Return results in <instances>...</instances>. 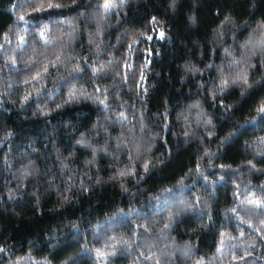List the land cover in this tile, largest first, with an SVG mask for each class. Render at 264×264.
I'll return each mask as SVG.
<instances>
[{
    "label": "trees",
    "instance_id": "trees-1",
    "mask_svg": "<svg viewBox=\"0 0 264 264\" xmlns=\"http://www.w3.org/2000/svg\"><path fill=\"white\" fill-rule=\"evenodd\" d=\"M260 23L264 0H0V264H156L169 210L193 246L161 264H264ZM152 133L164 163L120 176Z\"/></svg>",
    "mask_w": 264,
    "mask_h": 264
},
{
    "label": "clouds",
    "instance_id": "clouds-1",
    "mask_svg": "<svg viewBox=\"0 0 264 264\" xmlns=\"http://www.w3.org/2000/svg\"><path fill=\"white\" fill-rule=\"evenodd\" d=\"M227 19V18H226ZM190 20H194V17H190ZM261 28H264V23H260ZM261 43H264V33L261 35ZM261 51H264V48L260 49ZM255 55V53H253ZM60 105H57L59 107ZM204 123L206 125H211L212 121L210 119L205 120ZM144 126L141 125V128ZM214 135V132L212 133ZM159 133H152L151 134V139L153 143L149 144L147 149L145 150L144 153L139 154V153H134L131 157V161L133 163H130L128 168L125 171H122L119 175L120 176H134V162H140L144 168V171L147 172L149 167H155L156 165H162L164 163V160L162 158H157L156 160H153L151 157L150 153L152 151V148L155 146L154 141L157 136H159ZM95 152V149L93 150ZM27 175V174H25ZM110 179H117V177H111ZM99 182V181H97ZM121 188L124 191H128V188L125 184H121ZM188 207H191V204L187 205ZM179 213L173 210H169L167 215H166V221L161 222L156 225H152L149 228V231H153L158 233L159 237L161 238V242L159 244H154V243H146L144 245L146 252L144 254V259L145 260H152L156 262V264H161L160 257L167 255V256H172L173 252L169 251V249L172 248H177L181 253L184 255L188 254L189 249L193 246L189 242L185 241L183 246H178L176 245L175 238L169 239L168 237V232L173 226V219L175 216H177ZM122 243H127L129 246H131L132 243L135 242L134 238H130L127 241H121ZM13 264H18L17 261H14ZM202 264V262H201Z\"/></svg>",
    "mask_w": 264,
    "mask_h": 264
},
{
    "label": "rangeland",
    "instance_id": "rangeland-1",
    "mask_svg": "<svg viewBox=\"0 0 264 264\" xmlns=\"http://www.w3.org/2000/svg\"><path fill=\"white\" fill-rule=\"evenodd\" d=\"M238 81H239V79H238ZM193 119H194V117H193ZM195 119H196V116H195ZM140 148H144V144L141 143V145L139 146V149ZM183 224L189 233L194 232L196 230L195 226L189 220H183Z\"/></svg>",
    "mask_w": 264,
    "mask_h": 264
},
{
    "label": "snow or ice",
    "instance_id": "snow-or-ice-1",
    "mask_svg": "<svg viewBox=\"0 0 264 264\" xmlns=\"http://www.w3.org/2000/svg\"><path fill=\"white\" fill-rule=\"evenodd\" d=\"M113 6H114V5H112L110 2L104 4V8H105V10H107V9H109L110 7H113ZM153 19H155V18H153ZM163 36H164V33L161 32V33H160V37L163 38ZM149 39H151V37H149ZM258 111H259L260 113H264V105H261L260 108L258 109ZM80 143H83V141H80Z\"/></svg>",
    "mask_w": 264,
    "mask_h": 264
}]
</instances>
